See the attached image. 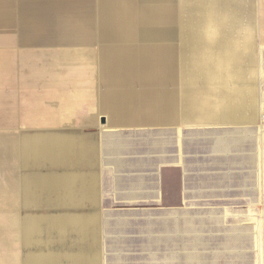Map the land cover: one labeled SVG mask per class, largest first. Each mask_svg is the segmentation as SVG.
Here are the masks:
<instances>
[{
    "label": "rangeland",
    "instance_id": "obj_1",
    "mask_svg": "<svg viewBox=\"0 0 264 264\" xmlns=\"http://www.w3.org/2000/svg\"><path fill=\"white\" fill-rule=\"evenodd\" d=\"M166 1L168 7L176 9L174 25L177 28L181 1ZM96 2L102 7H98ZM162 2L164 0H109L107 5H103L102 0H0V138L3 134L47 131L76 132L85 138L98 139L102 128L129 132L141 143L136 145L137 155L129 153L124 155V159L137 163L139 170L125 171L122 177L130 179L133 176L129 174L138 173L144 180L141 191L155 195L157 181L162 190L160 202L152 197L128 201L114 193V168L101 165L99 207L87 202H41L32 207H19L17 212L21 216L27 213L50 216L107 211L116 216L121 213L142 216L141 211L160 210L155 214L159 216L156 219H97L98 228L103 224V228L108 230H137L144 234L142 248L140 238L134 237L131 245L126 247L133 251L107 249L110 264H264V167L260 171L264 121L258 120L262 118L260 113L264 112V0H251L250 23L240 27L239 34L210 35L208 32L207 36V39L227 37L238 41L236 47L239 50L245 47L240 42L245 41L251 42L255 48V70L251 73H255L258 123L220 122L216 119V122L185 120L179 127L162 123L102 127V124H109L108 114L102 111L100 103L104 89L99 80L101 62H105L104 57L101 61L103 48H141L144 53L147 48L153 50L155 46L165 44L179 47L177 37L158 39L154 29L160 26L159 23H149L140 18L146 12L142 7H154ZM109 7H127V11L122 13L126 18H108L115 12ZM212 29L210 27L209 31ZM177 57L174 66L181 69L183 59L179 54ZM141 63L142 60L137 65ZM140 70H150V67ZM151 71H155L154 67ZM141 77L139 75L137 79ZM136 84L143 83L137 81ZM197 86L203 88V82ZM225 88L233 91L236 85L228 81ZM156 96L153 85L150 93L142 92L138 96V102L145 106ZM149 116L143 114L142 118L150 120ZM156 134L166 140L167 151L151 154L150 149L147 150L149 143L145 142ZM244 134L247 136L245 139L239 138ZM222 136L233 137L229 139L231 143L223 141ZM248 138L254 139L252 146L244 145ZM215 140L219 152L226 157L211 152ZM245 148L253 152L248 155L244 153ZM3 158L4 153L1 152L0 160ZM222 158L226 164H250L252 170L243 166L225 168ZM71 165L48 166L42 171L63 172L71 167L76 172L89 171L87 165ZM159 167L158 179V175L152 173ZM17 168L24 170L23 166ZM13 185H16L15 170L6 163H0V189ZM120 189L126 191L127 187ZM185 196L189 199L183 202ZM165 207L189 209L190 212L186 213L189 218H183L182 212L177 216L174 211L179 210H162ZM113 216L108 215L107 218ZM0 222L5 225V235L11 238L1 207ZM73 226L63 230L46 224L43 246L36 249L40 252L56 251L65 260L69 256L68 250L77 249L71 241L76 238L69 235V229L82 228L78 224ZM23 251L16 242L6 244L0 238V263L21 257Z\"/></svg>",
    "mask_w": 264,
    "mask_h": 264
},
{
    "label": "bare ground",
    "instance_id": "obj_2",
    "mask_svg": "<svg viewBox=\"0 0 264 264\" xmlns=\"http://www.w3.org/2000/svg\"><path fill=\"white\" fill-rule=\"evenodd\" d=\"M180 1L181 7L178 8L180 22L177 28L174 25L177 16L176 9L168 7L166 0L158 7H142V11L146 12L140 17L141 20L149 23H159L160 26H156L154 29L158 39H175L177 37L180 43L179 47L176 48L171 44L155 46L153 50L151 48L145 49L144 53L137 55L136 58L118 56L111 58L110 63L113 65L117 62L129 70L130 66H134L142 60L141 65L134 66L136 70L150 67L148 76L142 75L140 79H137L138 82L145 85L146 92L143 94L150 93L153 85L155 87V95L158 97L159 104L155 108V112L149 116L150 119H157L156 117L162 120L174 119L176 101L173 95H168L165 92L164 82L170 80L171 84L175 85L179 79L182 83L185 118L207 122L216 119L220 122L257 121L259 111L253 77L255 73H251L252 70H255L253 64L255 48L251 46V42L245 41L240 42L242 47H245L239 50L238 46L236 47L238 41L226 39L227 37H222L220 40L207 39L208 32L210 35L220 33L231 36L232 34H239L238 29L250 23L251 8L218 7L220 0ZM109 8L115 12L109 14L108 18H126L122 13L127 11V7ZM128 15L131 14L128 13ZM210 27H213L211 31H209ZM148 34L154 35V33ZM177 54H179V58L183 59V65L181 64L178 76L176 73H166L167 69L172 66L174 59H177ZM131 59L136 60V63H132L133 60ZM112 65L110 66L111 69ZM152 67H154V72L151 71ZM130 80L131 77L129 76L128 82ZM201 81L203 88L197 86ZM228 81L235 83V90L230 91L225 88ZM150 83L152 84L150 85ZM208 86L211 87V90L208 89ZM210 92H213V95L210 96ZM146 111L147 109H143V113ZM260 115L264 121V112H261ZM262 126L264 128V125ZM76 146L79 147L80 154L87 160L86 164L92 169L95 145L91 139L85 138L81 134L76 132L52 135L38 133L25 136L23 139V163L28 172L24 178L23 195L31 207L41 202L79 200L77 198L91 197L95 194L93 185L90 186L95 183L93 172L89 175H77L68 170L67 172L42 171L44 167L71 163L73 155H77ZM78 180L82 181L84 186H79V188L76 186L67 187V184H75ZM86 182L90 184L88 187ZM82 215L79 216L84 217ZM79 216L73 214L63 217L29 214L25 218L23 239H20V232H15L17 243L23 242L24 247L29 250L26 263L98 264L96 255H84L86 252L84 254L75 252L72 255L68 254L69 256L63 260L56 251L40 252L36 249L40 245L43 246L42 236L46 224L51 228L55 226L56 229L57 226L63 230L74 224L80 225L84 230L98 228L97 219L80 218ZM3 228L5 229V225ZM1 240L4 243L9 242L6 235L2 236ZM13 264H22L21 258L15 260Z\"/></svg>",
    "mask_w": 264,
    "mask_h": 264
},
{
    "label": "crops",
    "instance_id": "obj_3",
    "mask_svg": "<svg viewBox=\"0 0 264 264\" xmlns=\"http://www.w3.org/2000/svg\"><path fill=\"white\" fill-rule=\"evenodd\" d=\"M108 2L109 0H102L103 5L104 4L107 5ZM96 3L98 7H102L101 4H98V2ZM250 3H251V0H220V4L218 7H239V6L240 7H251ZM154 7H158V5H155ZM117 46H119V44ZM114 48L115 46H109L107 48L104 47L103 48L104 51L101 53V56H102L101 61H103V57H104L105 62L104 63L101 62L102 65H101V73H100L99 80L101 81V85L102 87H104V89L101 91V102L100 103H101L102 111L106 112L109 117V124H102V127L119 128L121 124H154V123L176 124L177 127H179L178 125L184 123L185 120H188V121L190 120L188 118H185L184 113H183L184 110H183V100H182L183 99L182 98V83L179 79H177L175 85H172L170 80H166L164 82L165 92L168 95H173L176 101L174 119L162 120V119H159V117H156L157 119H150V120L143 119L142 118L143 114H150L151 116L152 113L155 112L156 110L155 108H157V105L159 104L157 96L154 98V100L151 103L147 101V105L145 107L143 106L142 102H138L139 100L138 96L142 95V92H146L145 91L146 88L144 87L143 84H136L138 80L137 81L135 80L137 79V76L139 75L148 76L149 70H142V71L140 69L136 70L135 69L136 67L134 66H130L129 70H126L127 69L126 67H123L117 64V62L112 65V63H110L109 61L111 58H116L118 56H125V57L132 56L136 58L137 55L143 54V50L141 48H138V49H127V48H123V49L115 48L114 49ZM113 55H116V56H113ZM177 59H174L172 66L169 69H167L166 73H169V74L176 73L178 76L181 69L180 68L177 69V67L174 66ZM112 60H118V59H112ZM132 63H136V60H133ZM111 65H112V69L110 68ZM129 76L131 77L130 82H128ZM167 82H170V85L167 84ZM168 85H169V88H168ZM156 92L158 93V90H156ZM143 109H147V111L143 113ZM260 119L262 121L261 117H259L258 120ZM38 133L52 135V134L70 133V132L44 131V132H37L34 134H9V135L3 134L0 138L1 139L0 154L1 152L4 153L3 161L0 160V163L1 165L6 163L8 166L13 168L16 172V185H13V187H6V188L0 189L1 212H3L5 215V219L7 221V229H9L10 232L12 233L11 238H9L6 234L7 241H9L6 244H9L11 241L17 243L15 239L16 237L15 232H20L21 240L23 239V236H24L25 218L30 213H27L21 216L20 213L17 212L19 207H24V206L30 207V205L28 204L26 200L25 195H23L24 186H25L24 178H25L26 173L28 172V169L25 167L23 163V139L25 138V136L35 135ZM111 136H113V139L110 138ZM246 137H247L246 134H244V135H241L239 138L245 139ZM231 138L233 137H223L222 136V140L227 143H231V141L229 140ZM89 139H91L95 145L94 163H93L92 169L89 168L88 172H76L71 167L70 170L66 169V171L64 170L63 172H67L68 170V171H71L72 174H77V175H87V174L89 175L93 172L95 183H92L90 185L89 183L86 182V184H87V187L89 185L90 186L93 185L95 189L94 190L95 194L91 197H82V198L80 197V198H77L79 200H72V201L70 200V201H63V202H69L70 204H78L81 202H87V203H90L91 205L99 207L100 197H101V188H100L101 187V174H100L99 169L101 165H106V166L109 165L113 167L116 172L114 174L115 177L113 179V187L115 189L114 193L116 194V196L127 199L128 201H134L142 197L158 198L157 201L158 202L161 201L162 190H161V184L159 181H157L158 184L156 185L158 190H156L155 192L153 191L155 193L154 195V194H148V192L141 191V188H143V185H144L143 184L144 180L142 177L138 176L140 174L138 173L129 174L133 176V178H130V179H125L124 177H122V174L125 171L139 170V166L137 163H129V162H126V160L124 159V155L129 154V153H133L137 155L138 147H136V145L141 143L140 141H138L140 140L138 139V137H136L135 135H131V133L129 132L125 133V132H122L121 130L106 131V129L102 128V131L98 139H95V138H89ZM160 139L161 138L159 137V135L156 134L150 137L149 142H145L146 144L149 143L147 150L150 149L151 154L155 152L159 153V152L167 151L166 150L167 147L165 146L167 143L166 140L163 141L162 139L161 140ZM253 140H254L253 138L252 139L248 138L244 142V145L247 146L248 144V146H252L251 142ZM218 149L220 148L218 145H216V140H215V143L213 144V149H211V152L219 154L222 157H226L222 155L223 153L221 154V152H219ZM248 149L245 148L244 153L249 155V153L253 151H250ZM76 151H77V155L76 154H75L76 156L73 155L71 164L76 165V163H80V164L87 165L86 164L87 160L84 158L82 154H80L79 147L77 146H76ZM229 157H232V156H229ZM252 158L254 157L252 156ZM260 161H261L260 163V171H261L262 168L264 167L263 147L260 153ZM221 163L223 166H225V168H231V166H243L245 168L249 167L252 170V166L250 164L239 165V164H234L232 162L230 163L228 162V164H226L223 158H222ZM18 166L19 167L23 166L24 170L20 171L19 168H17ZM161 166H164V164L161 163ZM156 172L152 174L158 175V179H159L160 167ZM124 180L127 181V183H125ZM70 186H76L77 188H79V186L82 187L84 185L82 181L78 180L75 182V184H67V187H70ZM122 186L127 187L126 191H123L120 189ZM245 186H248V184L246 183ZM188 199L189 197L185 196L183 198V202L188 201ZM174 210H177V209L172 208L168 212H172ZM159 211H145L144 210V211H141L142 216L133 215L134 213H125V214L121 213L118 216H116L115 213L112 214L111 212H109L110 213L109 214L107 211L103 213L99 211H95L93 214L85 213L83 214L84 217L79 216V215H82L81 213H78V214L77 213L75 214L74 213H61V214H54V216L63 217L69 214H73V215L79 216L80 218L90 217V218L98 219L100 221L111 220V219H156V218H159V216L155 214H159ZM174 212L177 214V216H179L180 212H182L183 218H187V219L189 218V216L186 213L190 212V210H185V211L179 210V211H174ZM108 215H111V216L114 215V216L112 218L111 217L107 218ZM41 216H46V215H41ZM3 225L4 224L0 222V238L1 239H2V236H4L6 233L5 229L3 228ZM74 229L75 230L77 229V230L75 231ZM74 229L73 230L75 232L77 231L78 232L75 233L72 229H70L69 235H71L72 238L74 237L76 238V239H71V241L73 242V245H76L77 249L70 250V251L68 250L69 255H72L75 253L84 254L85 252L86 253L84 255H87V256L96 255V257L98 258V264H110L108 260V256H106L107 249L110 250L111 249L110 247L122 249L125 251H129V250L133 251L132 249L126 248V247L131 245L130 242L133 241L134 237L140 238L141 248L143 245V241L145 240L143 237L144 234H142L140 231H137V230H122L121 231L118 229L108 230V229L103 228V224L102 226L100 225V228H97V229L96 228H88L85 230L83 228H74ZM93 231L95 232L93 233ZM78 237H81V238H78ZM75 242H77L79 246ZM18 246H20V248L24 250L25 252L23 251V254L19 258H13L12 260L7 259V262L5 264H13L15 260L20 259V258H21L22 264L26 263V260L28 259L26 257H28L29 250H27L24 247L23 242L18 244ZM141 248L139 249V251L141 250ZM204 249L206 248L204 247ZM82 250L83 252H81ZM0 264H4V263H0ZM131 264H134V263H131Z\"/></svg>",
    "mask_w": 264,
    "mask_h": 264
},
{
    "label": "water",
    "instance_id": "obj_4",
    "mask_svg": "<svg viewBox=\"0 0 264 264\" xmlns=\"http://www.w3.org/2000/svg\"><path fill=\"white\" fill-rule=\"evenodd\" d=\"M173 207H165V208H162V210H170V209H172ZM177 210H182V211H185V210H189V209H184L183 207L181 208V207H178V208H176Z\"/></svg>",
    "mask_w": 264,
    "mask_h": 264
}]
</instances>
